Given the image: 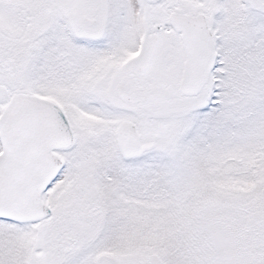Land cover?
Masks as SVG:
<instances>
[{
    "label": "snow or ice",
    "instance_id": "6c2138e0",
    "mask_svg": "<svg viewBox=\"0 0 264 264\" xmlns=\"http://www.w3.org/2000/svg\"><path fill=\"white\" fill-rule=\"evenodd\" d=\"M0 264H264V0H0Z\"/></svg>",
    "mask_w": 264,
    "mask_h": 264
}]
</instances>
